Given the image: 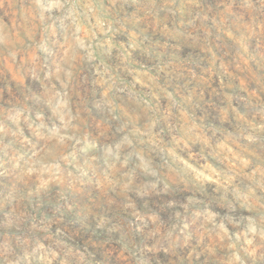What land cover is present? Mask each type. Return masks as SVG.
Masks as SVG:
<instances>
[{
    "label": "rangeland",
    "instance_id": "rangeland-1",
    "mask_svg": "<svg viewBox=\"0 0 264 264\" xmlns=\"http://www.w3.org/2000/svg\"><path fill=\"white\" fill-rule=\"evenodd\" d=\"M31 2L32 0H3V6H0V24L16 25L21 37L26 31L30 32L33 28ZM108 2L109 0H95L101 12L106 10ZM200 2L207 12L209 27L213 22L223 20L226 6L231 4V8L227 9L231 15L227 16L226 21L231 31L225 33L217 26L211 28L212 35L207 40L201 34L197 42L184 41L183 38L172 41L169 56L178 70L172 75L166 88L163 80H156L155 73L146 70L152 63L148 58V45L158 38L156 25L134 20V9L129 7L121 13L127 34H117L107 40L104 46L110 51L108 55L100 57L113 76L117 75L114 71L117 65L129 64L130 61L127 69L121 68L118 72L117 87L127 84L125 91L107 90L103 81L108 79L109 73H103L101 68L95 67L99 60L92 63L76 61L77 67L71 84L72 115L76 117L81 132L88 140L95 141L96 148H91L87 143L77 145L74 163L67 166L62 164L60 174L29 173L24 176L22 169L31 160V146L10 134L0 133V240L9 232L23 238L34 231L33 223L46 228L49 222L55 221L48 231H61L64 243L73 250L83 252L87 247L93 264H115V254L109 251L113 244L109 241L119 239L120 234L110 232L109 229L120 223L125 213L120 210L118 203L112 202V199L118 201V197L108 193L110 199L103 194V185L106 181L110 182V178L103 175L107 166L98 159V149L102 143H109L115 150V145L122 141L124 135H128L135 151L144 156L145 166L156 168L158 174L167 176L169 166L165 164L166 157L162 158L164 154L160 152V148L173 141L175 133L171 131V127L176 121H179L176 127L195 121L188 133L196 141L194 145L189 144L183 132L177 137L184 147L192 149L181 155V160L186 164L195 168L190 157L195 156L202 148H214L224 163L221 164L215 155L207 156L210 169L219 172L229 160L233 166L239 160L245 172L250 173L257 182L261 180L259 169H264V131L259 130L261 116L255 114L252 105L264 101V94L258 91V84L264 83V38L244 32L238 19L241 12L238 0ZM217 13L221 15L217 16ZM185 28L191 31L190 26L185 25ZM85 34L87 35V30ZM241 34L244 38H241ZM35 35L38 46L32 51L31 57L23 61L21 71L14 72L11 66L5 70L0 63V88L7 86L25 100L31 97L32 103L38 108H43L45 103L55 108L57 98L45 86L43 77L46 71L55 70L57 62L66 55L67 49L62 47L63 39L52 45L47 40H41L39 31ZM102 36V32L98 33L97 39ZM146 36L148 40L144 39ZM92 43L94 50L99 53L95 47L96 41L93 40ZM169 43L164 40L165 47H169ZM39 44L49 50L44 51ZM124 49H127L126 53L123 52ZM141 67L145 71H141ZM169 92L178 101L192 93L191 102L180 112H176L169 107ZM106 97L108 103L115 106L114 114L117 119H112L109 115ZM141 97L153 105L154 115L151 119L140 103ZM15 98V95L5 97L9 102ZM121 128L123 131H119ZM202 128L219 130L217 136L220 138L215 144L209 139L211 132L202 133ZM221 133L224 135L221 136ZM241 134L254 135L255 140L249 143L240 139L233 143ZM227 136L232 139H225ZM244 146L247 151L241 156L238 149ZM121 147L124 145L121 144ZM168 152L173 155L171 147ZM174 154L180 155L179 152ZM139 163L138 156H134L130 167L134 168ZM197 171H203L206 183L213 188L220 183L209 171ZM230 181L236 183L242 192H247L248 187L253 186L249 178L240 182L231 177ZM169 183L171 185L170 181ZM182 187L183 185H171L166 195H150L143 199L133 197L136 211L141 214L154 213V218H158L164 225L172 223V209L168 208L167 203L169 200L187 203L184 200L185 193L180 190ZM253 191L256 201L264 204V190L253 186ZM253 202L247 201L250 204ZM241 210L247 213L250 209L245 207ZM9 219L16 222L19 230L7 227ZM102 219L108 223L98 228L97 223ZM41 221L44 222L43 225ZM36 234L42 237L45 233L40 231ZM156 255L159 264H190V261L191 264H200L204 261L203 256L199 262L194 259L191 251L185 247L183 238L176 242L171 253L160 252ZM145 259L152 264V254H147ZM37 264L45 262L38 257ZM51 264L56 262L52 261ZM246 264L259 262L250 257Z\"/></svg>",
    "mask_w": 264,
    "mask_h": 264
},
{
    "label": "clouds",
    "instance_id": "clouds-1",
    "mask_svg": "<svg viewBox=\"0 0 264 264\" xmlns=\"http://www.w3.org/2000/svg\"><path fill=\"white\" fill-rule=\"evenodd\" d=\"M0 6H3V0H0ZM231 6H226L222 21L213 22L209 27L208 15L200 0H109L103 12L98 10L95 0H32L30 7L33 28L30 32L26 31L21 37L16 25L0 24V63L5 70L9 66L14 72L22 70L23 61L29 59L38 46L35 35L37 31L41 40H47L52 45L63 39L62 47L67 49L66 55L57 62L55 70L46 71L43 77L45 86L57 98L55 108L47 103L43 108H38L32 103L31 97L25 100L7 86L0 88V133L10 134L32 149L31 160L24 164L22 174L58 175L61 173L62 164L67 166L74 163L77 145L87 143L91 148H96L95 141L88 140L81 132L76 117L72 115L71 84L77 67L76 61L92 63L99 60L95 67L101 68L103 73H109L100 57L108 55L110 51L104 46L107 40L117 34H127L121 18L126 7L134 9V20L156 25L158 38L148 45V58L152 63L146 70L154 72L156 80H163L166 88L168 81L178 70L169 56L171 42L180 41L181 38L184 41L197 42L201 34L207 40L212 35L211 28L217 26L225 33L230 32L231 28L226 21L227 16L231 15L227 11ZM238 7L241 9L238 19L244 32L264 38V0H238ZM161 25L165 27H160ZM185 25L190 26L191 31H187ZM101 32L103 36L97 39V34ZM241 38H244L243 34ZM144 39L148 40V37ZM93 40L96 41L95 47L99 53L94 50ZM164 40L170 42L169 47H165ZM39 46L44 51L49 50L43 44ZM123 52L126 53L127 49ZM129 64L117 65L114 69L116 76L108 74V79L103 83L109 92L113 89L124 92L128 87L127 84L117 87V83L119 70L127 69ZM141 71L145 69L141 67ZM258 91L264 94V83L258 84ZM13 95L16 96L15 100L9 102L5 99L6 96ZM167 95L170 99L169 107L180 112L191 102L192 93L179 101L172 98L171 92ZM177 95L179 97V93ZM105 102L109 115L112 119H117L114 114L115 106L108 103L107 97ZM140 103L151 119L154 115L153 105L143 97L140 98ZM252 107L255 114L261 116L259 130L264 131V101H258ZM194 123L193 120L191 124L185 123L176 127L179 124L176 121L171 127V131L175 133L173 141L160 148V152L164 154L162 158L166 157L164 162L169 166L167 176L158 174L156 168L145 166L144 156L135 151L133 141L128 135H124L122 141L115 145V150L112 144L100 145L98 159L107 166L103 175L110 178V182L106 181L103 185V194L107 198H110L108 193L118 197V201L112 199V202L118 203L120 210L125 213L122 221L109 229L110 232L120 234L119 239L109 241L113 244L109 251L115 254V264H149V260L145 259L147 254H152V264H159L156 254L171 253L181 238L196 261L199 262L200 257H204L200 264H246L250 257L259 264H264V204L256 201L253 191V186L264 190V169H259V182L245 172L239 160L235 166L229 160L225 167L216 172L209 168L207 156L215 155L221 164L224 160L214 148H202L195 156L190 157L196 165L195 168L186 164L181 160V155L192 149L184 147L177 137L183 132L189 144L194 145L196 141L188 135ZM119 131H123V128ZM201 131L205 134L211 132L209 139L213 144L220 138L217 136L218 129L202 128ZM225 139L231 140L232 137L227 136ZM240 139L251 143L255 136L241 134L233 143ZM121 144L124 145L123 148ZM169 147L172 148L173 155H169ZM238 151L243 156L247 147L244 146ZM176 152L180 155H175ZM134 156H138L140 163L133 168L130 165ZM197 169L209 171L220 183L213 188L206 183L203 171L198 172ZM149 177L152 179H148ZM231 177L240 182L249 178L253 186H249L247 192H242L236 183L230 181ZM169 181L171 185H183L180 190L185 193L184 200L187 201L186 204L179 200L168 201L167 206L172 209V223L164 225L158 218H154V213L141 214L136 211L133 197L143 199L150 195H166L171 187ZM249 200L254 202L247 203ZM245 207L250 209L247 213L241 210ZM53 222L55 221L49 222L46 228L33 223L34 231L23 238L14 232L5 235L0 240V264H37L38 257L45 264H51L52 261L56 264H93L87 247L83 252L73 250L64 243V234L61 231H48ZM107 223V220L102 219L97 227H103ZM43 224L41 221V225ZM7 227L19 230V226L12 219L7 221ZM40 231L45 233L42 237L36 234Z\"/></svg>",
    "mask_w": 264,
    "mask_h": 264
}]
</instances>
